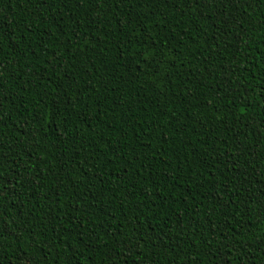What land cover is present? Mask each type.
<instances>
[{"label":"trees","instance_id":"16d2710c","mask_svg":"<svg viewBox=\"0 0 264 264\" xmlns=\"http://www.w3.org/2000/svg\"><path fill=\"white\" fill-rule=\"evenodd\" d=\"M0 264H264V0H0Z\"/></svg>","mask_w":264,"mask_h":264}]
</instances>
